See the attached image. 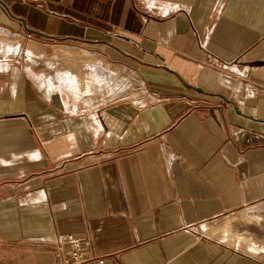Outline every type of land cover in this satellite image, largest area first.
I'll return each instance as SVG.
<instances>
[{
  "label": "crops",
  "instance_id": "obj_1",
  "mask_svg": "<svg viewBox=\"0 0 264 264\" xmlns=\"http://www.w3.org/2000/svg\"><path fill=\"white\" fill-rule=\"evenodd\" d=\"M66 233L264 264V0H0V264Z\"/></svg>",
  "mask_w": 264,
  "mask_h": 264
},
{
  "label": "built area",
  "instance_id": "obj_2",
  "mask_svg": "<svg viewBox=\"0 0 264 264\" xmlns=\"http://www.w3.org/2000/svg\"><path fill=\"white\" fill-rule=\"evenodd\" d=\"M56 255V264H108L104 257L90 252L87 238L73 233L62 234L56 238Z\"/></svg>",
  "mask_w": 264,
  "mask_h": 264
},
{
  "label": "rangeland",
  "instance_id": "obj_3",
  "mask_svg": "<svg viewBox=\"0 0 264 264\" xmlns=\"http://www.w3.org/2000/svg\"><path fill=\"white\" fill-rule=\"evenodd\" d=\"M31 38H34L33 36H31ZM18 43V41L16 40V38H13V37H11V44H17ZM76 83L74 82V80H73V82L71 83V85L73 86V85H75ZM140 89H141V85H140V83H139V91H140ZM235 240L236 239H241V236L239 235V236H237V237H235L234 238Z\"/></svg>",
  "mask_w": 264,
  "mask_h": 264
},
{
  "label": "water",
  "instance_id": "obj_4",
  "mask_svg": "<svg viewBox=\"0 0 264 264\" xmlns=\"http://www.w3.org/2000/svg\"><path fill=\"white\" fill-rule=\"evenodd\" d=\"M29 29V28H28ZM31 30V29H30ZM31 31H33V32H36V33H40L41 34V32H38V31H36V30H31Z\"/></svg>",
  "mask_w": 264,
  "mask_h": 264
}]
</instances>
